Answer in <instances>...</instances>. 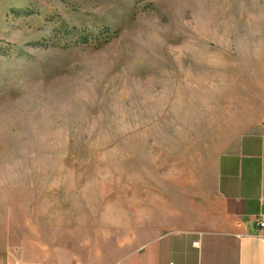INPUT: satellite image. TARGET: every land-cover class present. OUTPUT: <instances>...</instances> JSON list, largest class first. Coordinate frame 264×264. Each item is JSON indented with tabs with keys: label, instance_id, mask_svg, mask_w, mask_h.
I'll return each mask as SVG.
<instances>
[{
	"label": "rangeland",
	"instance_id": "rangeland-1",
	"mask_svg": "<svg viewBox=\"0 0 264 264\" xmlns=\"http://www.w3.org/2000/svg\"><path fill=\"white\" fill-rule=\"evenodd\" d=\"M262 121L264 0H0V264L163 181L166 129Z\"/></svg>",
	"mask_w": 264,
	"mask_h": 264
},
{
	"label": "crops",
	"instance_id": "crops-1",
	"mask_svg": "<svg viewBox=\"0 0 264 264\" xmlns=\"http://www.w3.org/2000/svg\"><path fill=\"white\" fill-rule=\"evenodd\" d=\"M190 135L166 129V177L112 211H51L64 238L52 233L26 263L264 264V121L222 145Z\"/></svg>",
	"mask_w": 264,
	"mask_h": 264
},
{
	"label": "built area",
	"instance_id": "built-area-1",
	"mask_svg": "<svg viewBox=\"0 0 264 264\" xmlns=\"http://www.w3.org/2000/svg\"><path fill=\"white\" fill-rule=\"evenodd\" d=\"M255 223H256L257 228H259V229L264 228V216L262 218L256 220ZM194 244L196 245L197 242H194ZM169 264H173V263H169Z\"/></svg>",
	"mask_w": 264,
	"mask_h": 264
}]
</instances>
